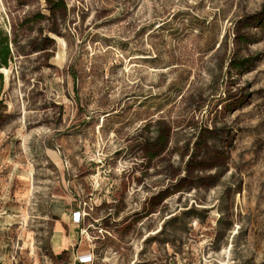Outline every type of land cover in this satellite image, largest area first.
Wrapping results in <instances>:
<instances>
[{
	"label": "rangeland",
	"instance_id": "374dc122",
	"mask_svg": "<svg viewBox=\"0 0 264 264\" xmlns=\"http://www.w3.org/2000/svg\"><path fill=\"white\" fill-rule=\"evenodd\" d=\"M0 23V264H264V0H0Z\"/></svg>",
	"mask_w": 264,
	"mask_h": 264
},
{
	"label": "trees",
	"instance_id": "16d2710c",
	"mask_svg": "<svg viewBox=\"0 0 264 264\" xmlns=\"http://www.w3.org/2000/svg\"><path fill=\"white\" fill-rule=\"evenodd\" d=\"M11 41L9 34L3 29L2 24L0 23V71L7 73L9 63L12 61V49ZM2 90H3V76L0 72V124L2 122L3 113H4V102L2 99Z\"/></svg>",
	"mask_w": 264,
	"mask_h": 264
},
{
	"label": "built area",
	"instance_id": "2783aa9c",
	"mask_svg": "<svg viewBox=\"0 0 264 264\" xmlns=\"http://www.w3.org/2000/svg\"><path fill=\"white\" fill-rule=\"evenodd\" d=\"M81 217L80 211H75L72 213V221L78 223ZM79 263L81 264H89L92 262V258L89 256H79L78 258Z\"/></svg>",
	"mask_w": 264,
	"mask_h": 264
},
{
	"label": "crops",
	"instance_id": "0c3cea01",
	"mask_svg": "<svg viewBox=\"0 0 264 264\" xmlns=\"http://www.w3.org/2000/svg\"><path fill=\"white\" fill-rule=\"evenodd\" d=\"M70 221H71L72 224H76V222L72 221V218H70ZM79 256H89V257L92 258V254H91L90 251H83V252L77 253L76 257L73 260V263H71V264H81V263H79V261L77 259Z\"/></svg>",
	"mask_w": 264,
	"mask_h": 264
},
{
	"label": "bare ground",
	"instance_id": "6f19581e",
	"mask_svg": "<svg viewBox=\"0 0 264 264\" xmlns=\"http://www.w3.org/2000/svg\"><path fill=\"white\" fill-rule=\"evenodd\" d=\"M0 72H2V71H0Z\"/></svg>",
	"mask_w": 264,
	"mask_h": 264
}]
</instances>
